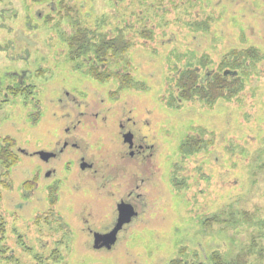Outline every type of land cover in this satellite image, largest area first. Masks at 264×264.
Listing matches in <instances>:
<instances>
[{"label": "rangeland", "instance_id": "374dc122", "mask_svg": "<svg viewBox=\"0 0 264 264\" xmlns=\"http://www.w3.org/2000/svg\"><path fill=\"white\" fill-rule=\"evenodd\" d=\"M58 1H51L56 9ZM217 1L195 6L185 16L167 0H162V7L170 8L169 14L154 12L160 3L150 6L153 0H63L69 10L66 13L61 7L64 18L57 21L55 16L50 20L46 3L0 0V139L10 137L19 157L9 176L1 177L11 189L2 195L6 256H0V264H34L36 257L39 264H57L52 260L55 250L61 257L59 264H166L180 247L191 256L198 252V260L205 264H210L206 254L214 251L226 263L238 259L240 264H264V170H247L254 149L264 147H256L257 137L264 135V78L245 87L241 105L220 100L209 109L198 101L167 103L171 101L168 93L173 98L177 94L171 84L176 77L170 70L176 66L171 51L193 52L198 61L193 59V64L209 63L205 70L217 68L221 56L234 47L249 44L264 51V0H231L230 5L219 0L227 10L219 16L221 21L194 25L196 33L182 24L183 19L193 24L202 21L210 9L220 8L215 6ZM81 29L87 30V40L96 46L102 35L105 41L131 44L121 58L129 63L131 89L118 88L116 79L99 83L83 71L94 63L91 56L78 62L67 59L66 41L74 31L81 36ZM202 55H208L205 61ZM117 61L109 62L107 72L122 68L115 65ZM16 83L30 89L25 92L29 96L20 95L28 96L30 103L23 105L19 95L4 101L9 98L6 88ZM82 112L89 119L79 131L70 132L69 142L84 152L95 172L86 178L72 170L63 174L66 156L57 173L62 181L69 179V184L62 183L53 193L46 185L54 181L39 180L36 187L33 177L39 161L18 149L31 153L54 147ZM98 113L95 118L90 116ZM127 117L137 123L138 138L143 136L144 145L151 146L146 159L126 158L120 147L116 152L107 149L120 144L117 122ZM200 130L205 132L202 137L215 134L214 145L182 159L181 141L185 136L199 138ZM247 137L255 140L247 139L246 153L236 156L233 165L229 160L234 156L229 158L223 150L224 139L242 144ZM176 167L184 183L179 189L170 182ZM130 170L134 184L143 181L136 190L139 199L131 202L137 218L126 223L130 225L119 231L109 249H93L83 222L95 232L104 231L113 215L114 198L109 192L118 188L102 183L112 178L116 184L124 182ZM32 181L33 190H22L23 184ZM126 192L119 188L116 198ZM229 205L231 209L225 208ZM234 211L246 212L256 223L245 218L243 224L234 226L236 218L230 216ZM39 215L44 218L37 225ZM203 219L209 221L207 227L201 226Z\"/></svg>", "mask_w": 264, "mask_h": 264}, {"label": "trees", "instance_id": "16d2710c", "mask_svg": "<svg viewBox=\"0 0 264 264\" xmlns=\"http://www.w3.org/2000/svg\"><path fill=\"white\" fill-rule=\"evenodd\" d=\"M52 0H31V3L33 4H47V7L49 8V15H51L50 20L55 16L56 20L59 21V18L63 17V12L61 7L67 12V8L63 5V0H59L57 3L60 5V7H54V5H51ZM170 5H175L182 11V14L185 16H189L195 6L203 7L204 5L208 4L210 0H177L176 2L173 0H167ZM226 3H231V0H221ZM159 2V6H155V3ZM219 0L217 1L216 5L217 7H220L219 9H210L208 11V14L202 21H198L197 23L193 24L192 22H187L183 19V25H186L188 28V31L190 33H196L197 29L194 25H200L202 27H205L208 25L209 21L215 20V21H221L222 17L224 16L223 10H225V13H227V10L225 9V4L220 5ZM162 0H156L153 2H150V6H155V11L157 13H161V11L164 14L170 13L169 9H164L162 7ZM62 5V6H61ZM208 8V7H207ZM67 9V10H66ZM160 11V12H159ZM168 13V14H169ZM223 14V15H222ZM216 16H222V17H216ZM70 17V16H69ZM64 18V17H63ZM49 20V21H50ZM54 20V18H53ZM52 20V21H53ZM182 20V19H181ZM180 21V20H177ZM75 24V23H71ZM119 29V28H118ZM200 31H208V29L201 28ZM76 31H74L75 33ZM87 30L85 29L82 31L80 30L79 33H81V36H75L76 34L73 33V35L68 38L66 41L68 54L67 59L69 60L71 57V60L73 62H78L80 59H88L90 56L92 57L94 63L91 64L89 67H85V69H82L83 71H87L88 73L93 75V78L97 80L99 83L108 82L111 79H116V82L118 83L120 89H131L132 88V74L127 71L129 68V63L127 61L121 60L122 56L125 55L126 51H128V48H131V44L128 41H122L121 43H114L113 40H104L102 35L101 37H98L97 46L95 43L90 42L87 40V36H85V33ZM62 36L61 32H59ZM117 38H121V34L117 33ZM264 34V32H263ZM95 38V37H94ZM79 43H76V40H79ZM171 58L175 59V65L181 64L183 61H187V64L184 65L185 62H183V66H181V70L178 69V66H171L170 70L173 71V74L176 76L173 78L171 84H175L174 88L177 90V94L175 98L168 93V97L171 99L170 102H167L169 105L171 103L173 104L181 102H190V101H198L203 107L206 108H213V106L217 103V101L225 100L230 101L233 100L236 104L241 105L242 99L240 98L241 94L244 92L245 87L252 81V80H258L261 78H264V71H262V63L264 62V51H262L259 47L247 45L246 47L241 48H233L226 54L221 56V60L217 64L218 67L214 70L209 69L205 70L209 63H201L199 66H196L193 64V59L195 60V63H198V61L195 59V55H193V52H189L188 50L184 52H176L171 51L169 53ZM120 57V58H119ZM208 55L201 56V60H206ZM113 59V60H112ZM117 61L116 66L122 67L120 70H116L115 72H107V67L110 61L114 62ZM200 60V62H201ZM120 64V65H119ZM75 67H78V65H74ZM115 66V67H116ZM82 68V66H81ZM200 69V72L198 70ZM176 70V71H175ZM175 72V73H174ZM171 85V86H172ZM30 88V86H28ZM8 91L7 96L8 99L4 100L6 103L7 101H11L12 99H17V95H24L26 94L27 86L24 87L21 84H11L8 85L6 88ZM170 89V88H169ZM168 89V90H169ZM169 92V91H168ZM28 95V94H26ZM24 96L23 105H26L29 102L28 96ZM179 107H181L180 104H177ZM176 107V108H179ZM202 135H205V132L200 130L199 131V138L197 135H191V136H185L184 139L181 141V144L179 146V154L181 155V158L184 159L185 157L193 156L197 154L199 151L203 149L204 146H212L214 145L215 141L214 139H217L214 133H209L207 136L202 137ZM215 136V137H214ZM10 138V137H9ZM9 138H2L0 139V256H6V249H3V241L5 240V234H6V220L3 217V205H2V199L3 194L6 190L11 189V184L6 183V178L1 179V177H8L11 173L12 169L15 167V165L18 163L19 157L17 155V152L15 150L14 141ZM248 140H255L252 138H245L244 142L240 144L241 142H238L236 140H230V138L224 139V146L223 150L226 152L228 157H233L230 162L239 155H243L244 151L246 153V145H248ZM230 140V141H229ZM234 141V142H233ZM256 147H260L259 145L264 144V135L263 138H261V134L256 139ZM245 147V148H244ZM257 149V148H256ZM254 149L253 151V157L251 161L248 164L247 170L253 171L256 173L257 169L264 170V161L261 160L262 155H264V147L259 149ZM207 150V149H206ZM255 157V159H253ZM237 162V160L232 161V164L234 165ZM177 165V164H176ZM179 166V165H178ZM176 167L175 169H177ZM172 179L170 178V182L172 185H175L177 189L181 188L180 185L183 182H180L181 179H179V173L178 169L172 171ZM181 178V177H180ZM184 184V183H183ZM234 185V184H233ZM232 185V186H233ZM34 186L32 182H28V185H22V190H25L27 192H30L33 190ZM21 190V191H22ZM54 200H52V203ZM229 207V209L232 208L231 205L226 206L225 208ZM19 208V207H17ZM231 219L233 220L234 217L236 220H234V226H238L239 224H243V220L245 221V218H250L253 223H256V221L252 218V216L248 215L246 212H232L230 214ZM44 217L42 215H39L35 219V224L39 225L41 223V220ZM45 219H48V217H45ZM213 220V218H210V221ZM218 220V219H217ZM224 221H228L224 219ZM259 221V220H257ZM46 223L50 224L49 221H46ZM201 226H208L209 221L206 219H203L201 222ZM59 229H61V226H59ZM6 242V241H5ZM60 243V242H59ZM200 249V248H199ZM58 250H55L54 254L56 256V259H52L53 262L59 264V260L61 257H57ZM201 254V252H200ZM210 254V255H209ZM65 259L67 260L68 255L65 254ZM198 252H194L191 256L185 247H180L176 253L175 258L171 259L166 264H205V260L200 261L198 260ZM202 255V254H201ZM200 255V256H201ZM206 259L209 261L210 264H240L239 261H231L229 263H226L225 260L222 259V255H220L218 252H210L208 255L206 254ZM3 257V258H4ZM67 257V258H66ZM7 258V257H6ZM36 259H40L39 257H36L34 259V264H39V262H36ZM1 261V260H0ZM3 262V261H1ZM13 264H18V262H13Z\"/></svg>", "mask_w": 264, "mask_h": 264}, {"label": "flooded vegetation", "instance_id": "af4514ba", "mask_svg": "<svg viewBox=\"0 0 264 264\" xmlns=\"http://www.w3.org/2000/svg\"><path fill=\"white\" fill-rule=\"evenodd\" d=\"M69 114L70 113H67L66 117H69ZM88 116L89 115L84 114L83 112L79 113V117L76 118V120L72 121L71 131L70 128H65L63 130L62 137H59L57 141L54 143V147H51L50 149H38L31 153L25 152L24 149L22 148L18 149V151L21 154H24L27 157L32 156L39 161V167L37 169L36 175L33 177V179L35 178L34 185L36 187L39 185V180L54 181L53 185H46L47 190L49 191L51 190L53 193L56 192V190L60 189L59 186L62 185V183L64 186L69 184V179H66V177H64V181H62V178L58 177L59 174L57 173L59 170V165L62 162L61 160L66 156L68 160L66 162H63L64 163L63 174L67 175L69 174V171L72 170L75 175H81L83 178H86L87 176L89 177L91 173L95 172L93 164L85 160V157L83 156L84 152H82L76 144L69 142V139L71 138L70 132L79 131L80 126L83 123H86L87 120L89 119ZM90 116L92 118H95L99 116V113L96 115L92 114ZM64 120L67 119L64 118ZM135 126H137V123H135V121H133L129 117L125 118V122L119 120L117 122L118 129L116 131L117 132L116 139H120L119 141L120 144L118 146L115 145L114 147H108L107 149L111 152H116L118 150L117 148L120 147L123 155L126 156V158L139 157L142 159H146L147 156H150V154L148 153L151 146L147 147V145L146 146L144 145L145 143L143 142L142 139L143 136H140V138H138L139 136H137V134L134 131ZM133 172H134L133 170H130L128 172L127 178L125 179L124 182H120L116 184V182H113L116 178L114 179L112 178L109 181H105V180L103 181L102 186L106 182L107 185H110V187L112 185H114L118 189L124 187V192L126 191L127 192L125 193V196H118V198H116V193L118 194V189H116L115 192H109L110 195L114 198V205L112 209L113 215L110 219V223L107 226L104 224L105 225L104 231L95 232L86 225V222H83L85 224V230L87 231L88 235L92 237L90 243L93 249H96L98 247L100 248L104 247L103 245L104 240L95 241L94 235L95 234L104 235L111 232L114 229V227L118 222L120 212L121 211L123 212L125 210L123 207H121V204L128 205L131 207V214H133V216L129 222H132L135 218H137L135 212L136 209L132 203L139 199V194H137L136 190H138L139 188L138 184L142 183L143 181L140 180L138 184L137 182L136 184H134L133 181H135V178L131 179V176H133ZM54 176H56V179H53ZM127 224L123 225L120 231L124 230L127 226L130 225ZM118 234L119 232L117 233V235Z\"/></svg>", "mask_w": 264, "mask_h": 264}, {"label": "water", "instance_id": "95a60500", "mask_svg": "<svg viewBox=\"0 0 264 264\" xmlns=\"http://www.w3.org/2000/svg\"><path fill=\"white\" fill-rule=\"evenodd\" d=\"M43 154V153H41ZM45 155V154H44ZM121 207H123L125 210L122 212H120L119 214V218H118V222L116 224V226L114 227V229L104 235H99V234H95L94 235V240H104V247H106L107 249H109L111 247V245H113L115 243L116 240V236L117 233L120 231V229L122 228V226L126 223H128L133 214H131V207L128 205H124L121 204Z\"/></svg>", "mask_w": 264, "mask_h": 264}]
</instances>
